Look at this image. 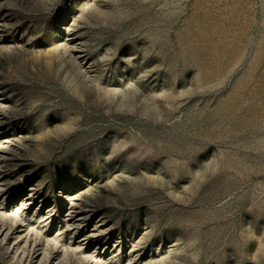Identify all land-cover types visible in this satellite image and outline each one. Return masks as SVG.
Masks as SVG:
<instances>
[{
    "label": "rangeland",
    "instance_id": "374dc122",
    "mask_svg": "<svg viewBox=\"0 0 264 264\" xmlns=\"http://www.w3.org/2000/svg\"><path fill=\"white\" fill-rule=\"evenodd\" d=\"M0 264H264V0H0Z\"/></svg>",
    "mask_w": 264,
    "mask_h": 264
}]
</instances>
